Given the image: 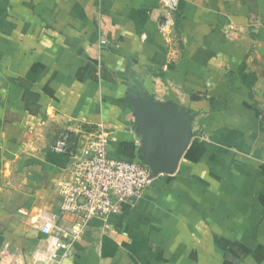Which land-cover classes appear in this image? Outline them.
I'll return each mask as SVG.
<instances>
[{
  "label": "crops",
  "instance_id": "obj_1",
  "mask_svg": "<svg viewBox=\"0 0 264 264\" xmlns=\"http://www.w3.org/2000/svg\"><path fill=\"white\" fill-rule=\"evenodd\" d=\"M192 137L177 168L52 259L68 158L56 137ZM25 264H264V0H0V250Z\"/></svg>",
  "mask_w": 264,
  "mask_h": 264
},
{
  "label": "built area",
  "instance_id": "obj_2",
  "mask_svg": "<svg viewBox=\"0 0 264 264\" xmlns=\"http://www.w3.org/2000/svg\"><path fill=\"white\" fill-rule=\"evenodd\" d=\"M110 134L82 123L67 127L51 145V152L68 158L67 180L56 183L59 212L41 217L39 232L44 251L55 259L70 255L77 239L90 227L120 214L133 204L159 176L148 167L109 159ZM0 264H25L20 253L0 250Z\"/></svg>",
  "mask_w": 264,
  "mask_h": 264
},
{
  "label": "water",
  "instance_id": "obj_3",
  "mask_svg": "<svg viewBox=\"0 0 264 264\" xmlns=\"http://www.w3.org/2000/svg\"><path fill=\"white\" fill-rule=\"evenodd\" d=\"M184 130V135L178 141L168 138L159 130L158 132L148 131L150 134L153 133L156 139L153 140L151 159L142 162V164L149 168L153 176L174 173L192 137L187 127H184Z\"/></svg>",
  "mask_w": 264,
  "mask_h": 264
}]
</instances>
